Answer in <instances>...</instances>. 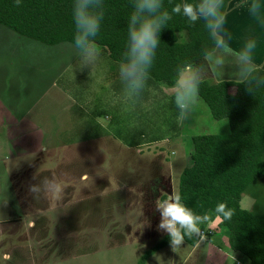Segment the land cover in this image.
Wrapping results in <instances>:
<instances>
[{
    "label": "rangeland",
    "instance_id": "1",
    "mask_svg": "<svg viewBox=\"0 0 264 264\" xmlns=\"http://www.w3.org/2000/svg\"><path fill=\"white\" fill-rule=\"evenodd\" d=\"M188 2L198 0H184ZM260 2L264 5V0ZM228 10L229 43L243 46L247 39H256L254 59L258 65L264 60V23L254 21L247 6ZM93 47L98 57L81 67V53L74 45H45L0 26V99L18 115L44 109L45 115L37 123L44 125L46 142L64 143L54 152L32 151L31 173L26 175L7 174L11 153L5 150L4 157L0 156V218L10 213L13 220L0 225L3 264H140L145 252L167 236L157 230L161 214L155 201L165 199L173 190L178 192L180 174L189 163L192 136L227 135L230 131L228 121L214 119L200 98L185 113L188 119L182 121L173 86L161 84L155 91L145 84L136 95L120 74L121 63L101 53L99 46ZM208 56L207 65L214 73L211 69L204 80L218 83L229 79L227 75L221 78L215 67L220 58L228 65L227 72H235L234 57L222 53L220 58ZM204 59L200 64H205ZM66 109H72L71 115ZM68 122L78 129L76 133ZM90 122L95 128L86 129ZM115 126L120 129L119 137ZM106 130L111 139L80 142L87 132L97 137ZM138 130L145 132L139 137L145 144L128 148L121 136L137 140ZM7 132L0 129L3 150ZM155 138L163 140L155 142ZM33 176L37 180L56 178L64 192L59 198L49 196L34 204L27 192L28 185L35 182ZM248 197L256 202L250 212L263 214L264 177L243 192L240 203L244 209ZM146 218L150 227L144 225ZM204 220L200 225L207 236L203 245L195 249L185 242L175 251L168 245L145 264H237L232 260L229 228L210 213Z\"/></svg>",
    "mask_w": 264,
    "mask_h": 264
},
{
    "label": "trees",
    "instance_id": "2",
    "mask_svg": "<svg viewBox=\"0 0 264 264\" xmlns=\"http://www.w3.org/2000/svg\"><path fill=\"white\" fill-rule=\"evenodd\" d=\"M231 1L225 0L226 9ZM183 4L184 0L162 2L160 11H167L171 19L160 32L146 88L160 89L161 84L173 86L178 70L200 65L205 56L215 50L213 37L203 19L192 22L182 12L172 11L176 5L182 7ZM73 5L74 0H21L19 6L15 0H0V26L45 45H74ZM90 10L103 13L94 44L101 48V53L122 63L126 59L128 20L134 10V0H100ZM225 81L204 80L199 98L214 119L228 121L230 131L227 135L192 136V151L189 163L180 174L178 193L202 220L209 213L221 219L220 225L230 231L231 250L238 252L247 264H264V213H252L240 203L246 188L264 177V60L242 82ZM114 130L119 137L120 129L115 126ZM136 135L137 140H126L122 136L121 139L130 147L145 144L139 140L145 132L138 130ZM155 139V142L163 140ZM222 203L234 210L229 220L216 211ZM199 241L196 236L185 237V242L191 246ZM168 245L167 235L146 251L139 263L144 264Z\"/></svg>",
    "mask_w": 264,
    "mask_h": 264
},
{
    "label": "clouds",
    "instance_id": "3",
    "mask_svg": "<svg viewBox=\"0 0 264 264\" xmlns=\"http://www.w3.org/2000/svg\"><path fill=\"white\" fill-rule=\"evenodd\" d=\"M99 2L100 0H74L73 20L76 32L73 43L81 53V67L93 63L99 55L93 45L100 30L103 13L97 14L90 10ZM162 2L163 0H134V10L128 20L126 59L120 65V74L136 95H139L145 87L156 49L160 43V32L166 22L171 19L167 11H160ZM15 4L19 6L21 0H15ZM224 4L225 0H198L197 3H184L182 7L176 5L172 11L177 14L182 12L192 22L199 19L205 21V26L213 37L214 48L224 56L234 57L236 62L232 66L235 72L229 73L226 71L228 65L225 60L217 59L215 67L221 71V78L227 75L229 81L237 79L242 82L254 71V53L258 41L250 38L239 49L231 46L229 43L231 34L226 28L229 10L224 7ZM244 6H247L248 15L254 21L264 23V5L260 0H237V8ZM225 36L228 39H225ZM90 37L93 39L90 40ZM209 71L211 68L207 65V55L204 65L199 67L189 65L178 70L173 87L175 103L181 109L182 121L188 119L185 113L191 111L192 105L199 101L200 85L204 81V74ZM33 180L35 182L28 185L27 192L36 205L49 196L59 198L64 192V188L52 176H43L38 180L33 176ZM254 205H256L255 200L248 197L246 210L253 211ZM155 208L161 214L157 230L168 235L173 251L184 244L185 237L196 236L201 242L207 239L206 233L200 227L205 220H202L201 215L195 213L183 202L182 196L177 191L173 190L163 200L157 199ZM216 211L225 220L231 219L234 215V210L223 203L217 206ZM144 225L150 227V221L147 218ZM11 259L9 257L10 262Z\"/></svg>",
    "mask_w": 264,
    "mask_h": 264
},
{
    "label": "crops",
    "instance_id": "4",
    "mask_svg": "<svg viewBox=\"0 0 264 264\" xmlns=\"http://www.w3.org/2000/svg\"><path fill=\"white\" fill-rule=\"evenodd\" d=\"M236 3H237V0H232L228 5V9L229 8H233V9L237 8ZM239 10H240V8H238V11ZM225 39H227V38L225 37ZM232 44L234 45V43H232ZM235 44H236V46L231 45L234 49H239L242 47V46H238L237 42ZM255 52H257V51H255ZM210 56L220 58V52H218L215 49L214 52L211 53L208 57H210ZM254 61H255V63L257 62L256 59H254ZM262 62L263 61H261V63L258 62V65L259 64L261 65ZM203 63H205V59H204ZM201 65L202 64H200L198 66H201ZM258 65H256L255 68H257ZM210 68H211V66H210ZM211 69H212V73H214L213 72L214 69L213 68H211ZM226 80H229V79H226ZM218 81H220V80H218ZM234 81H236V80H234ZM237 81H239V80H237ZM42 111H44V109L38 110L35 113H30L31 110H27V112L25 114L18 115V114H15L14 111H12L10 108L6 107L5 103L0 99V129H3V128L7 129V131H8L7 134H9V139L8 140L6 139V141L2 144L1 148L5 147V146H6V148L4 150L0 149V156L4 157V154H6V153H4L5 150L8 151L9 153H11V158H10L11 162L9 163L8 166L5 167L7 174H10V175H12V174H25V175L30 174L31 173V163H32L31 159L32 158L29 155L32 151L38 152V154H40V152H42V153L51 152V151L54 152V151L59 150V149L64 147V145H63L64 143L61 141L60 142L54 141L52 144H51V142H46L44 130L42 128V126L44 127V125H42V124L39 125L37 123L38 118L41 119V117L43 115H45V113ZM66 111H69V114L71 115L72 109H66ZM105 117L107 118V116H104V118ZM88 126H94V128H95V125H93L91 122H90V124H88L86 126V129H89ZM68 127L70 129L74 128L73 126H71V122H68ZM74 131L76 133L78 131V129L74 128ZM87 131H89V130H87ZM108 132L109 131L106 130L102 133L101 136H97V137L94 134L87 132L88 135L83 140H81L80 142L85 145V144H87V142L89 143V142L101 141L103 138L111 139L109 137V135H107ZM65 135H68V132H66ZM91 144H94V143H91ZM71 146H73V144ZM71 146H69L66 149H69ZM128 148H129V146H128ZM166 162H167V160H166ZM182 165H186V163L184 162ZM171 167L172 166L168 167V170L169 169L171 170ZM11 183H12V180H11ZM24 185H25V183H24ZM24 185H23V189H22L23 191H25V188H26ZM11 186H12V191L14 192L16 190V188L13 184H11ZM22 201H24V197H23ZM19 205H20V207L23 208L25 206V203H22ZM9 215H10V213H9ZM9 215H8V217H3L5 219L0 218V225H1V223H7V222L10 223L11 221H13L11 219L12 217H9ZM216 221H218V218ZM1 236H2V234H1V227H0V240H1ZM183 245H185V242ZM201 245H203V244L201 241H199V243L196 246H192V247L197 249ZM204 245L207 247L211 246L210 243H205ZM190 247H191V245H190ZM207 251H209L208 248L205 249L204 253ZM232 252H234V251H232ZM171 253H172V255H174V252L171 251ZM232 260H234L235 263L237 261H238V263H239V261L242 263H243V261H246L241 257V255L238 254V252L233 253ZM0 263L3 264V263H6V261L2 262L0 260Z\"/></svg>",
    "mask_w": 264,
    "mask_h": 264
}]
</instances>
